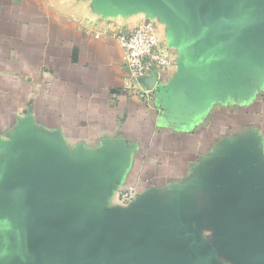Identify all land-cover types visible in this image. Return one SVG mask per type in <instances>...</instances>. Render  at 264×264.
I'll return each instance as SVG.
<instances>
[{
  "label": "crops",
  "instance_id": "obj_1",
  "mask_svg": "<svg viewBox=\"0 0 264 264\" xmlns=\"http://www.w3.org/2000/svg\"><path fill=\"white\" fill-rule=\"evenodd\" d=\"M144 5L0 0V237L13 226L11 200L25 184L11 171L24 167L18 143L26 131L57 179L108 165L93 186L102 207L131 221L142 206L169 223L193 218L203 249L214 250L208 264L221 247L227 254L213 220L219 181L236 168L264 184V48L231 56L224 73L196 85L192 53L158 25L173 65L134 78L109 33L147 20ZM128 184L139 187L133 206L115 197Z\"/></svg>",
  "mask_w": 264,
  "mask_h": 264
},
{
  "label": "water",
  "instance_id": "obj_2",
  "mask_svg": "<svg viewBox=\"0 0 264 264\" xmlns=\"http://www.w3.org/2000/svg\"><path fill=\"white\" fill-rule=\"evenodd\" d=\"M97 1L112 7V0ZM143 1L179 2L171 32L192 53L196 85L224 73L231 56L264 48V0ZM33 141L21 133L24 167L11 175L25 184L11 200L16 215L0 237V264H208L214 255L196 237L193 218L177 215L169 223L154 206H142L128 220L102 207L93 188L107 177L108 165L57 179L41 163ZM235 169L219 181L223 196L213 220L230 258L264 264V184L257 186L251 172L240 176ZM137 202L138 197L130 205Z\"/></svg>",
  "mask_w": 264,
  "mask_h": 264
},
{
  "label": "built area",
  "instance_id": "obj_3",
  "mask_svg": "<svg viewBox=\"0 0 264 264\" xmlns=\"http://www.w3.org/2000/svg\"><path fill=\"white\" fill-rule=\"evenodd\" d=\"M109 34L118 40L124 51L125 64L134 78L145 77L155 71L165 72L173 65L171 54L161 46L156 23L150 20ZM138 193V185L128 184L116 191L115 197L120 203L129 205L137 199Z\"/></svg>",
  "mask_w": 264,
  "mask_h": 264
},
{
  "label": "rangeland",
  "instance_id": "obj_4",
  "mask_svg": "<svg viewBox=\"0 0 264 264\" xmlns=\"http://www.w3.org/2000/svg\"><path fill=\"white\" fill-rule=\"evenodd\" d=\"M177 3L179 2L176 1L175 3H172V1H169L163 3H151L144 5L142 11L148 13L146 14L147 20L156 23L157 26L162 25L163 27H165V29H170L171 31V25L173 23L172 21L177 19V16L181 11V7H177L175 5ZM218 255L219 259L211 260L209 264H237L234 260L230 259V257H228V255L223 252L222 247Z\"/></svg>",
  "mask_w": 264,
  "mask_h": 264
}]
</instances>
